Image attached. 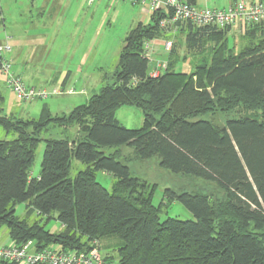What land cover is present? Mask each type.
Returning a JSON list of instances; mask_svg holds the SVG:
<instances>
[{"label":"trees","instance_id":"1","mask_svg":"<svg viewBox=\"0 0 264 264\" xmlns=\"http://www.w3.org/2000/svg\"><path fill=\"white\" fill-rule=\"evenodd\" d=\"M166 17L154 10L150 23L131 29L113 81L68 113L52 115L45 105L36 118L0 113V126L15 135L0 140V227L6 226L11 241L88 249L91 240L115 235L121 240L116 264H264V115L233 117L221 128L204 117L246 106L264 113V23L246 28L245 35L259 28L262 35L237 52L225 38L229 27L178 23L187 51L201 52L212 42L210 55L194 71L170 65L150 77L143 43L165 31L159 22ZM124 105L141 110L140 128L116 118ZM50 123L62 127L63 136L41 138ZM42 139L40 170L30 176ZM123 145L138 160L155 157L174 174L214 184L222 196L166 189L164 204L180 202L194 220H161V207L152 203L155 185L131 175L119 152ZM106 148L114 150L106 155ZM71 158L85 164L72 178ZM98 171L116 178L110 191L96 180ZM18 203L25 204L27 216L54 218L60 230L19 218Z\"/></svg>","mask_w":264,"mask_h":264},{"label":"rangeland","instance_id":"2","mask_svg":"<svg viewBox=\"0 0 264 264\" xmlns=\"http://www.w3.org/2000/svg\"><path fill=\"white\" fill-rule=\"evenodd\" d=\"M114 1L115 4L112 6L108 4L106 6H96V3H91L84 4L82 8V13L87 14L83 21L91 24V26L86 27L88 33L98 25L101 13L106 12V17L99 27L96 43L88 54L84 66V70L88 71V74H93L89 78V82L83 84L78 81L80 79L77 77V74H81L78 61L82 53L81 50L85 48V42L83 44L74 43L64 33L58 35L56 30L50 29V25L59 20L58 15L67 13L66 16H68L72 12V10L70 12L67 11L69 8L68 4H66L68 3L67 0H0V39H3L4 35H10L11 44L16 43L26 53H30L32 50V65L36 69L43 70L45 74L52 73V75H57V72L61 70L72 71L73 75L66 82V88H74L76 91L74 94L49 95L45 98L23 101L16 98L15 94L4 83L3 77L0 76V92L4 98L0 106L4 107L5 112L21 118H36L43 105H46L53 115L66 114L74 106L84 103L89 96L97 93L103 85L113 81L114 61L117 60L118 52L123 45V38L132 19V11L136 12V7L131 6L133 4L129 2ZM233 1L207 0L206 6L224 8ZM201 3L205 5L204 2ZM178 36L175 46L172 43L170 49L175 47L177 56H184L185 58V62L181 64L180 70L188 72L190 70L194 71L198 66L203 67L205 64L204 59L210 55L213 43L206 42L203 51L191 53L185 48L182 36ZM247 40L240 37L232 38L231 35L228 36V41L236 49L241 47L244 42L247 43ZM155 56L151 52V58L156 59ZM94 64H97V67H101V69H94ZM26 84L47 90H50L53 85L51 81L35 83L33 85L30 82ZM81 88H84L85 92L79 93ZM263 115L264 113L261 109L246 106L233 107L227 110H215L204 117L209 119L215 126L221 128L226 124L228 119L233 117L254 116L262 118ZM115 116L127 128L136 129L142 125V112L134 106L124 105L118 108ZM47 128L46 131H42L41 138L63 136L61 133L62 127L50 123ZM74 132L75 127L68 129V134L73 135ZM13 138H15L13 133L6 132L0 126V140H10ZM44 146V140L42 139L34 152V159L30 168L31 176H37L39 173ZM113 150V148H106L104 152L107 155ZM119 152L123 158L122 162L128 165L132 176L155 185L152 203L161 207V220L167 217L194 220L192 213L180 202L173 201L168 205L164 204V192L166 189H171L175 192H203L216 198L222 196L221 191L214 184L195 177L174 174L160 167L155 157L145 161L138 160L134 156L133 149L130 146L123 145L119 147ZM84 168L85 164L75 158H71L69 177H74L79 170ZM96 180L110 191L116 178L106 172L98 171L96 172ZM14 209L15 215L19 218H25L28 223L37 220L40 223H44V227L50 231H55L59 225L54 218L45 221L44 217L37 216L35 213L27 216L25 214L24 203L16 204ZM9 240L6 226L0 227V244H5ZM120 243L121 240L115 235L105 236L100 239L99 254L103 259H106L107 264L117 263V248Z\"/></svg>","mask_w":264,"mask_h":264},{"label":"built area","instance_id":"3","mask_svg":"<svg viewBox=\"0 0 264 264\" xmlns=\"http://www.w3.org/2000/svg\"><path fill=\"white\" fill-rule=\"evenodd\" d=\"M87 4L94 0H85ZM131 4H147L151 11L161 9L168 13V17L160 20L161 27L175 28L178 23L189 22L194 26H213L224 29L233 24H239L245 31L250 25L264 23V0H234L224 8L191 5L186 0H121ZM151 40L143 43V57L147 59L148 75L158 77L165 71L161 61L151 58ZM164 50L169 51L172 42H162ZM12 45L8 42L0 43V76L4 83L15 94L18 100L45 98L51 94L61 92L59 87L50 91L27 85L22 77L14 72L10 54ZM136 81V79H133ZM75 92V89H70ZM100 241H90L88 249H63L58 245L37 248L32 240L23 243L8 241L0 244V260H7L15 264H107L99 254Z\"/></svg>","mask_w":264,"mask_h":264},{"label":"crops","instance_id":"4","mask_svg":"<svg viewBox=\"0 0 264 264\" xmlns=\"http://www.w3.org/2000/svg\"><path fill=\"white\" fill-rule=\"evenodd\" d=\"M193 1H194L195 5H198V6H206L207 5L206 4L207 0H193ZM247 1H255V0H247ZM67 2L68 3H66V4H68V6H69L67 11L70 12L72 10V12L69 13L68 16H66L67 13H63V15H58L59 20L56 23L51 24L50 29L56 30L57 31L56 33H58V35L64 33L74 43H82L83 44L85 42L86 45H85L84 50L80 49L82 51V53L80 55L78 65L80 66V73L81 74L80 75L77 74V77L80 79V80H78L79 82H82L83 84H87L89 82V78H91V75L93 73L88 74V71L84 70V66L86 64L88 54L90 53L92 47L96 43V38H97V35L99 33V27L102 25V23L106 17V12L101 13V16L99 17L98 25L95 26L94 30H92L88 33V31L86 30V27L91 26V24L85 23L83 21L86 18L87 14L82 13V8H83L84 4H87V2L85 0H67ZM201 2H204L205 5H202ZM94 3H96V6H99V5L106 6L107 4L109 6H112L115 4V1L114 0H96V1L94 0L93 4ZM131 6L136 7V9H135L136 12L132 11V19L129 23L127 30H126V34L123 38V44H124V39H125L126 35L136 25L150 23V15H151L152 11L147 4H145V5L133 4ZM80 21H82V22H80ZM257 30L258 31L255 35L250 36V35H245V31L240 27L239 24H233V25L229 26V28L227 29L226 34H225V38H226L228 46L232 47L234 52H237L240 49H242L244 46L248 45L251 41L256 42L262 35L261 29L259 28ZM178 35L182 36V39L184 42V39H185L184 30L178 29L176 31V28L165 29V31L161 32V34L157 38L151 40V42H150L151 52H152V54H154V56L156 55L155 56L156 59H153V60H158V61H161L162 63H164L165 69L171 65V67L175 71L185 72L183 70H180L181 64H183L185 62L184 56L178 57L175 47H173V49H170L169 51L162 49L163 48L162 42L164 40H170L173 43V46H175V42L177 41ZM229 35H231L232 38L240 37L241 39L242 38L248 39L247 43L244 42L241 45V47L236 49L228 41ZM10 40H11L10 35H4L3 39H0V43H6V42L10 43ZM11 45H12V52L10 54V58L12 60V68H13L15 73H17L18 75H20L22 77V79L25 81V83L30 82V83H32L31 85H33L35 83L37 84V83H44V82L51 81V83L53 85L51 86L50 90L53 88H56V87H59L61 89V92L54 93L51 95L74 94L76 92V91L70 92L71 88L70 89L66 88V85H67L66 82L73 75L72 71L61 70V71L57 72V75H52V73H49V74L46 73L45 74L43 72V70L36 69L32 65V57H33L32 56L33 55L32 50L30 51V53H26V52H23L20 49V47L16 45V43L11 44ZM184 46H185V42H184ZM122 47H123V45H122ZM122 47H121V49H122ZM185 48H186V46H185ZM121 49L118 52V56L120 54ZM69 51H71V50H69ZM118 56H117V60H118ZM117 60L114 61V67L115 68H116ZM94 65H95L94 69H97V70L101 69V67H97L98 66L97 64H94ZM149 67L151 68L150 65H149ZM50 90H47V91H50ZM84 90H85L84 88H81L79 93L85 92ZM2 97H3V95H2ZM3 101H4V98L2 99L0 104H2ZM0 113L12 115L11 113L5 112V109L3 106H0ZM55 115H58V114H55ZM23 119H28V118H23ZM60 228H61V225L59 224L55 231L60 230Z\"/></svg>","mask_w":264,"mask_h":264}]
</instances>
